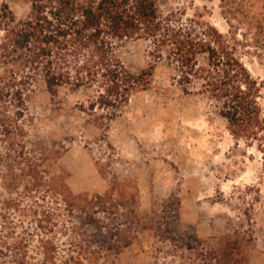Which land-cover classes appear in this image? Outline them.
I'll return each mask as SVG.
<instances>
[{
    "label": "rangeland",
    "instance_id": "rangeland-1",
    "mask_svg": "<svg viewBox=\"0 0 264 264\" xmlns=\"http://www.w3.org/2000/svg\"><path fill=\"white\" fill-rule=\"evenodd\" d=\"M2 2L17 18L29 11L28 0ZM159 8L171 18L206 22L235 37L241 61L264 83V36L235 22L230 26L220 0H159ZM117 54L133 72L150 64L154 68L149 86L131 95L106 137L78 108L95 89L73 92L61 87L52 95L38 80L22 110L6 104L10 124L0 130V164L4 155L22 152L55 181L88 198L104 194L113 174L125 196L134 190L145 228L119 251L98 252L93 264H218L214 257L226 239L236 246L237 263L264 264V140L233 138L217 114V103L198 92L194 72L189 82H181L174 64L149 57L146 41H125ZM261 103L264 114V93ZM80 153L89 158L105 186L101 193L96 185L94 190H73L93 181ZM5 196L0 187V199ZM14 196L23 209L49 211L54 218L46 223L42 213L36 218L10 211L0 218V238L13 242L22 237L29 245V264H71L70 241L73 235L83 239L74 234V229L81 231L74 214L58 195L44 189L32 194L20 190ZM43 238L57 248L53 262L43 259ZM94 249L91 246L89 253ZM89 255L82 264H89ZM0 264H12V258L1 256Z\"/></svg>",
    "mask_w": 264,
    "mask_h": 264
},
{
    "label": "trees",
    "instance_id": "trees-1",
    "mask_svg": "<svg viewBox=\"0 0 264 264\" xmlns=\"http://www.w3.org/2000/svg\"><path fill=\"white\" fill-rule=\"evenodd\" d=\"M220 1L230 26L235 22L250 33L264 36V0ZM28 2L29 11L23 18H17L6 2L0 5V130L10 124L6 104L22 110L31 87L41 80L52 95L61 87L73 92L95 89V94L78 108L106 137L111 122L121 115L131 95L151 82L153 64L133 72L117 54L123 42L141 40L148 43V55L153 60L175 65L181 82H189L194 72V81L200 85L198 92L217 103V114L225 120L233 138L264 140V83L241 61L235 37L206 22H183L164 15L159 0ZM13 144L10 140V146ZM4 157L0 187L7 196L0 199V218H6L10 211L36 218L42 213L23 209L14 196L20 190L32 194L44 189L58 195L81 230L78 233L74 229V234L83 237L73 235L70 241L71 264H82L88 254L89 264L96 263L98 252L119 251L145 228L140 223L142 214L134 190L125 196L116 175H104L108 178L107 190L88 198L55 181L45 167L26 159L22 152ZM42 214L46 223L54 218L49 211ZM40 226L50 231L47 225ZM40 242L43 259L53 262L57 250L54 242L49 238ZM91 246L95 247L93 253H89ZM235 248L226 239L220 254L214 257L216 263L241 264L237 263ZM1 256H10L12 264H29V245L20 236L13 242L0 238Z\"/></svg>",
    "mask_w": 264,
    "mask_h": 264
},
{
    "label": "crops",
    "instance_id": "crops-1",
    "mask_svg": "<svg viewBox=\"0 0 264 264\" xmlns=\"http://www.w3.org/2000/svg\"><path fill=\"white\" fill-rule=\"evenodd\" d=\"M80 156H81L85 166L90 170L93 181H92V183L84 182L83 184H77V186H75L73 188V190L74 191L75 190L80 191V190H84V189H88V190L93 189L94 190L95 185H96L98 188H96L95 191L101 193L105 189V186L99 180V177L96 174V170H95L94 166L92 165L91 161H89V158L86 155H84L83 153H80Z\"/></svg>",
    "mask_w": 264,
    "mask_h": 264
}]
</instances>
